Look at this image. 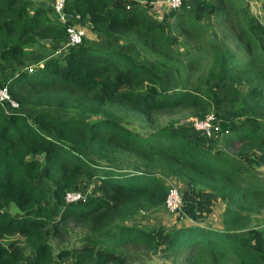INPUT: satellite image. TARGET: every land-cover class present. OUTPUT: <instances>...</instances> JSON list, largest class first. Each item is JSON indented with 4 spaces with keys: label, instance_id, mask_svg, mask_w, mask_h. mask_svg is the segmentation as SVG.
<instances>
[{
    "label": "trees",
    "instance_id": "obj_1",
    "mask_svg": "<svg viewBox=\"0 0 264 264\" xmlns=\"http://www.w3.org/2000/svg\"><path fill=\"white\" fill-rule=\"evenodd\" d=\"M26 1L0 0V87L16 104H0V264H21L24 248L28 264H51L70 226L83 234L66 264H135L139 250L171 264H264V25L247 0L209 8L230 43L209 40L186 0L157 17L151 0H64L68 23L77 15L94 39L115 42L86 34L68 47L53 11ZM227 81L236 95L214 113L218 146L192 125L156 123L176 110L203 118ZM173 181L214 195L219 225L178 211L173 228L120 224L163 206Z\"/></svg>",
    "mask_w": 264,
    "mask_h": 264
},
{
    "label": "rangeland",
    "instance_id": "obj_2",
    "mask_svg": "<svg viewBox=\"0 0 264 264\" xmlns=\"http://www.w3.org/2000/svg\"><path fill=\"white\" fill-rule=\"evenodd\" d=\"M26 1V0H25ZM31 6H40L42 7L48 16L51 18L54 16L51 13L52 10V2L53 0H29ZM27 2V1H26ZM150 2V12L154 16H161V14L166 11V5L164 0H151ZM216 0H186L188 10L198 19V21L206 26L208 28V39H216L219 37H224V40L227 43H230L232 40V36L226 29L223 28V24L216 25L212 19L211 14L209 12L210 6L215 3ZM28 3V2H27ZM250 12L264 25V0H247ZM210 34V35H209ZM94 40V41H93ZM93 40H90L89 42H93V44L97 46H108L115 44L112 40L110 41L107 38L101 37V39L93 38ZM40 48V47H39ZM33 53V52H32ZM36 54V53H34ZM33 55V54H31ZM33 57L38 60V56L33 55ZM174 76L170 73L169 79L171 82ZM190 81L192 82V78H190ZM167 82V81H166ZM165 82V83H166ZM225 82L223 86L216 90L217 98L214 101H211V109L210 112L217 113L218 115H225L227 111L230 110V106L227 102L228 97H234L235 89L233 88L232 84H227ZM173 86L175 83H172ZM205 95V94H204ZM206 96V95H205ZM229 99V98H228ZM189 113L187 110H176L172 112L162 113L157 116L156 123L167 130H170L173 133H180L183 134V132H193L191 129V121L192 119H189ZM132 128L136 129L137 131L143 133L145 132L144 128H141L137 125H133ZM194 133V132H193ZM218 134L210 137V138H199L197 141L204 143L206 146L210 145H219L218 141ZM261 171L264 175V169L261 168ZM40 187L44 190V198L46 201L50 200V190H51V183L46 180H41L38 182ZM182 189V187H181ZM182 193V195H181ZM184 191L180 192V195L182 197V205L180 207V210L182 211L183 215L186 213V211H189L190 215L194 216L193 209L198 208L194 202H191V199H188L187 204L184 202ZM199 195V194H198ZM208 195V198H210L212 195ZM213 200L214 197H211ZM199 200V199H198ZM200 202V200H199ZM204 202V201H203ZM206 203H208V199H206ZM205 208V207H204ZM202 209V211L205 213V209ZM189 209V210H188ZM185 212V213H184ZM198 217H201L199 208L197 210ZM180 215V216H181ZM200 215V216H199ZM185 216L189 217V214H185ZM181 217H178L176 214H171L167 212L163 206L150 209L147 211H141L137 214L131 216L130 218H127L120 222V224H136L137 226H141L142 228H151L155 226H165L167 228H173L175 223L180 219ZM202 218V217H201ZM83 234V229L78 226H70L69 232L67 235H64L63 237H60L57 240L52 241V252L54 254L53 261L51 264H66L70 258H72V254L74 253V248H76L79 244V239ZM18 241L22 242V238L19 237ZM24 262L21 264H28L30 259L32 258V253L29 248H24ZM67 250L69 252V256L67 257H61L59 258L56 253L60 251ZM137 254L139 255L138 259H136L135 264H171L170 261L160 260L153 255H149L144 253L143 251H138ZM174 264H179L178 262H175Z\"/></svg>",
    "mask_w": 264,
    "mask_h": 264
},
{
    "label": "built area",
    "instance_id": "obj_3",
    "mask_svg": "<svg viewBox=\"0 0 264 264\" xmlns=\"http://www.w3.org/2000/svg\"><path fill=\"white\" fill-rule=\"evenodd\" d=\"M166 9H176L181 4V0H164ZM64 0H53L52 11L56 15V19L65 25V41L63 47L73 46L79 44L82 38L86 35V30L83 25L79 23V17L74 16L73 22H67V16L63 12ZM67 22V23H66ZM30 71V68H26ZM7 102L11 107H16V104L9 98L5 87H0V104ZM191 125L194 130L201 133L202 136L209 138L216 134L219 135V119L214 113L209 112L203 118L193 119ZM80 198V194L74 191H68L65 194V200L70 202ZM182 205V197L179 189L176 186L169 185L167 193L163 201V208L169 213L179 212Z\"/></svg>",
    "mask_w": 264,
    "mask_h": 264
},
{
    "label": "crops",
    "instance_id": "obj_4",
    "mask_svg": "<svg viewBox=\"0 0 264 264\" xmlns=\"http://www.w3.org/2000/svg\"><path fill=\"white\" fill-rule=\"evenodd\" d=\"M150 3H152V2H150ZM85 30H86L87 36H89L90 39L94 38L93 37V33L89 30L88 27L87 28L85 27ZM199 143H201V142H199ZM171 184H173L176 187L180 188L181 192L184 191L183 194H184V202H185V204H187V202H188L187 200L188 199L192 198L191 202H194L196 204V206L199 208L200 215H202L201 216L202 218L198 217V215L196 216V214L198 213L197 212L198 208H195V209H193L194 210L193 211L194 216L190 215L189 211H186V213L184 212L185 214H189V217L186 216L187 217L186 219L190 220L191 222H195L197 224L211 225V227H215V226L219 225V223H220L219 222V216L218 215L216 216L215 208H216V205H219V207H220V206H222V204H219L217 202L218 200L215 199L216 197L214 195L210 194L209 192H204V191H201V190L193 189L192 187L187 185V183H185V182L178 183V182H174L173 181ZM181 187H182V189H181ZM207 194L212 195L211 197H214V199L212 200L211 197L208 198ZM198 199L200 200V202H199ZM206 199H208V203H206ZM203 208L205 209V213L202 211ZM217 210H219V208ZM181 214H183L182 211H181Z\"/></svg>",
    "mask_w": 264,
    "mask_h": 264
}]
</instances>
